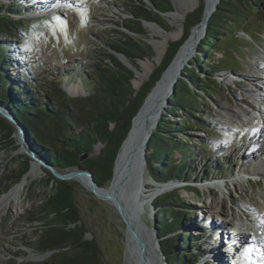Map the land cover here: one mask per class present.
<instances>
[{
	"label": "rangeland",
	"instance_id": "rangeland-1",
	"mask_svg": "<svg viewBox=\"0 0 264 264\" xmlns=\"http://www.w3.org/2000/svg\"><path fill=\"white\" fill-rule=\"evenodd\" d=\"M13 1L0 0L1 9ZM23 1L29 5L24 9L28 14L22 19L13 17V20H22L29 33L22 41L13 40V44L16 49L20 48L21 57L16 60L17 67L27 70L28 77L23 76L24 85H29V91L40 94L59 88L72 99L89 97L92 92L86 74L91 58L99 46L104 47L108 33L118 30L130 35V31L123 26L130 18L124 5L132 0ZM202 3L204 0H198L197 6L179 20L172 21L167 17L178 9L176 5L172 13L163 16L166 27L156 26L178 35L166 44L162 43L160 36L152 35L145 28L148 23H143L145 36L137 39L143 40L150 55L133 65L127 61L137 72L132 81L135 91L159 66L168 43L182 39L186 16L196 12ZM250 10L245 7L243 13ZM228 30L225 40L208 58H211L209 62L212 65L235 70L215 75L219 84L215 98L203 103L201 118L190 120L187 140L192 151L188 161L192 177L188 182L169 181L177 187L157 199L177 191L183 203L191 209L190 218L181 232L190 235L194 241L193 252L198 257L193 264H215L209 258L213 251L220 253L221 259H226L225 248L233 240L237 253L231 257L229 264H264V232L254 241L244 235L249 220L254 221L258 215H264V175L258 176L256 180L241 172L242 167L262 168L264 132L260 130L252 133L247 128L242 129L228 116L251 95L261 98V102H254L255 113L264 111V96L256 90L258 86L264 88V4L262 10L246 18V24L244 21L236 22ZM195 55L184 68L197 70L193 64ZM15 71L18 68H10L8 73ZM199 73L200 76L204 74L201 71ZM31 82H34L33 85H30ZM71 84L81 91L78 97L65 92ZM179 119L172 116L170 121ZM198 124L202 125L203 130L197 128ZM8 125L13 131L11 142L0 136V199L22 179L23 176L16 177L26 159L29 160L21 151L16 124ZM252 134L256 136L252 137ZM23 138L26 151H32L24 133ZM100 149L101 146L96 145L89 157L96 156ZM173 158L175 163L181 160L179 154ZM39 166L42 171L39 177L30 181L22 193L12 198L4 211H0V264H40L50 256L35 253L32 250L34 244L30 242L35 239V232L42 224L35 221L30 225L29 220H40L36 213L44 196L50 191L45 180L53 177L44 165ZM77 170L67 168L56 172L64 174ZM66 181L75 186L74 199L87 231L85 238L97 245L103 263L133 264L126 257L125 224L116 209L97 199L82 184L71 179ZM107 186L108 183L103 187ZM147 221L154 224L151 220Z\"/></svg>",
	"mask_w": 264,
	"mask_h": 264
},
{
	"label": "trees",
	"instance_id": "trees-1",
	"mask_svg": "<svg viewBox=\"0 0 264 264\" xmlns=\"http://www.w3.org/2000/svg\"><path fill=\"white\" fill-rule=\"evenodd\" d=\"M263 4L264 0L219 1L207 23L205 36L197 46L193 60L197 70L189 67L182 70L183 78L177 81L169 98V107L148 143L146 170L155 182L165 184L191 179L188 161L192 151L187 140L190 120L201 118L203 103L215 98L219 88L215 75L235 70L212 65L208 57L225 40L229 27L240 21L246 24V18L262 10ZM27 6L23 0H14L2 9L0 5V38L5 37L0 40V108L22 126L27 143L40 161L55 170L78 168L88 171L103 187L111 180L113 162L132 119L189 37L190 30L201 21L204 4L186 16L184 36L180 41L168 43L159 66L138 91L133 88V72L123 66L115 54L123 55L132 65L148 57L150 50L143 40L137 39L145 36L143 23H155L164 29L163 14L172 13L174 8L170 0H132L125 4L130 18L123 26L130 35L118 30L106 35V44L94 52L86 74L92 93L87 98L76 99L69 98L59 88L40 94L29 91V85H24L23 76L28 74L27 70L17 67L20 48L16 49L13 40L22 41L29 30L22 20H13V17L22 19L28 14L24 10ZM245 7L251 8L250 12L243 13ZM10 68H18V71L10 74ZM206 69L209 72L205 73ZM199 71L204 72L202 77ZM172 116L180 119L171 122ZM197 128L203 130L200 124ZM10 134L9 127L0 119L1 137L8 140ZM96 145L101 146L99 153L89 157ZM84 154L87 157L81 160ZM175 154L181 156L178 163L174 162ZM27 171L25 162L16 178H21ZM45 184L50 186V191L36 213L40 220H29L30 225L35 221L42 224L35 232V239L30 241L34 244L32 250L39 255L51 252L40 264H104L97 245L85 238L87 231L74 199V184L52 176L46 178ZM152 205L156 211L154 227L166 264H193L198 257L193 252L194 241L190 235L181 232L190 218L191 209L183 203L182 196L174 191ZM171 234L175 235L170 237Z\"/></svg>",
	"mask_w": 264,
	"mask_h": 264
},
{
	"label": "bare ground",
	"instance_id": "bare-ground-1",
	"mask_svg": "<svg viewBox=\"0 0 264 264\" xmlns=\"http://www.w3.org/2000/svg\"><path fill=\"white\" fill-rule=\"evenodd\" d=\"M173 2H174V5H176L178 9L172 14L167 16L172 21H175L177 19L178 20L182 19L187 13L191 12L198 4V0H173ZM213 2L214 0H204V3L208 6L209 11L213 8ZM145 28H147L152 35L160 36L163 44H166L168 40L175 39L176 36H178L176 34L167 33L163 29H160L156 25H152V24L146 25ZM201 38H203V28L199 27L196 32H191L187 40L179 47L177 54L174 57L173 62L165 70L157 86L156 92L161 90L160 94L156 97L152 95L147 99L146 103L144 104L141 110L140 115L135 120V126L136 128H138L137 130L140 129L139 134L136 136H131L127 139L126 146L122 149V151L119 154V157L117 158L116 168H115V180L116 181L120 177V172H121L120 170L122 166L124 165V160L126 158L125 156H126L127 151L130 150L133 154V158H134L133 162L136 164L135 176L138 179V180L136 179L137 180L136 189H137V184L140 183L142 186L138 194L136 195L135 193L136 196H134L133 207L136 206V208L141 213L143 212L150 213V206L153 207L152 203L154 202L155 199H157L159 196L177 187V185L173 183H165V184L154 183V181H152L149 178L148 171L145 168V163H144L145 159H143L144 156H142V147L144 146L143 143L146 139L147 130H154L160 120V117L162 115L161 111L163 109V104H164L163 95L169 92V89L172 85V82L177 72L179 70H183L184 66L192 59V57H194L196 53V51L194 50V44L196 42L199 43ZM228 78L232 79V77H228ZM256 88H257L256 90L259 93L263 94L264 96V88H260L259 86ZM65 92H67L71 96L78 97L81 91L74 84H71L68 87H66ZM254 102H261L260 96L258 97L253 96V95L249 96L245 101L242 102L241 106L235 108L234 111L228 113V116L230 117L231 120H234V122L238 123L242 129L247 128L249 130L250 128H252L251 130H253L254 129L253 126L257 127V125L262 123L261 130L262 132H264V122H261V120H263L264 118V111L259 110V117L258 118L253 117L254 113L256 112V106L254 105ZM254 136H256V134ZM254 136L252 134V137ZM146 149L147 147L145 146V149L143 150V152H145ZM41 172L42 171L40 167H37V165L33 164L31 169L23 175L22 179L10 191H8L2 196V198L0 199V211H4L9 201L15 196L20 195L22 191L24 190L25 186L28 185L30 181L39 177ZM72 172L74 171H67L64 174L67 175ZM241 172L247 175H251V178L253 177L254 179H256L258 178V176L264 175V164L262 165V168L242 167ZM140 176H141V179H140ZM71 181H76L84 186L87 179L83 177H79L78 179H71ZM147 186H149V189H147ZM100 192L112 194L113 190L112 188H108L107 186L103 188L102 190H100ZM106 203L114 208L113 202L109 201ZM128 217H129V221L133 225H136L137 222H139L140 224L141 222L142 224L143 222L146 223V220L143 217H141V219L139 220L138 218H135V216L133 217V215L130 213ZM262 221H264V215L263 216L258 215L254 221L249 220V224H246L245 226L246 231L244 233L247 239L254 241L261 237V235L264 232V222ZM146 232L147 231L144 230L145 234H147ZM147 239L148 240L150 239L149 232L147 234ZM230 244L225 248L226 251H227V248H228V251L232 250V247H229ZM130 248H131L130 236L127 235L126 257L128 261H129L128 252L130 251ZM149 250H151V247H149ZM211 254L212 255L209 258L215 264H222V261L224 264H226L223 257L222 259L220 258L221 256L220 253L213 251Z\"/></svg>",
	"mask_w": 264,
	"mask_h": 264
},
{
	"label": "water",
	"instance_id": "water-1",
	"mask_svg": "<svg viewBox=\"0 0 264 264\" xmlns=\"http://www.w3.org/2000/svg\"><path fill=\"white\" fill-rule=\"evenodd\" d=\"M219 1L220 0H214L213 8L210 11L208 10V6L204 3L201 21L190 30V33L196 32L199 27H202L203 28V37L205 36L207 23H208L210 17L212 16V14L216 11ZM170 2L174 8V4H173L172 0H170ZM167 14H170V13L163 14V16H167ZM148 24L156 25L155 23H148ZM198 44L199 43H197V42L194 44V50L195 51H196ZM176 54H175V56H176ZM115 56L123 64V66H125L127 69H129L133 72L134 76L136 75V73H137L136 70L132 69V67L129 66L126 58L123 55L115 54ZM173 60H174V58H173ZM173 60H172V62H173ZM171 63H170V65H171ZM163 73H162V75H163ZM162 75H161L160 79L155 83V85L151 89V91L147 94V96L145 97V99L143 101V104L141 105V107L138 110L135 117L132 119L130 130L127 133V136L124 139V141L122 142V144L118 150V153L115 157V160L113 162L111 180L108 183V188H112V190H113L112 194L100 192V190H102L104 187H100L95 182V180L93 179V176L90 172L78 169L76 172H72V173L67 174V175L59 174L58 172H56L57 170L49 167L48 165H46L45 163L40 161L35 156L33 151H31V150H30V152L26 151V149L24 148L26 141L24 142L25 139L23 138L24 131H23L22 126L13 118V116L9 112L0 108V119L3 121V123L6 126L9 127V129L11 131L10 139H8L9 142H11L13 131H12L11 127L8 125V123L9 124L15 123L17 128H18L17 137H18V141H19L21 151L27 158H29V160L26 159V161H25L28 164V171L31 169L33 164L37 165V167H40L39 165L41 164V165H44L52 173L53 177L56 178L57 180L66 181L68 179H73V178L78 179L79 177H83V178L87 179V181L84 184V187L88 191L93 193V195L97 199H100L104 202H109V201L113 202L114 208L116 209L121 220L125 224L126 242H127V235L130 236L131 248H130V251L128 252V254H129V260L133 264H166V262L164 261L163 253L161 251L159 239L157 237V232H156L155 227H154V225H155V218H154L155 210L153 209L152 206H150V213L148 214V213H144V212L141 213L136 208V206L133 207L134 196H136L138 194V192L140 191L142 186L139 183V184H137V189H136V182L138 180L135 176L136 164L133 162L134 158H133V154L130 150L127 151V153H126L124 165L122 166V168L120 170L121 171L120 177L118 178L117 181L115 180V168H116L117 158L119 157V154L122 151V149L126 146L127 139L131 136H136L139 134L140 129L137 130L138 128H136V126H135V120L140 115L141 110H142L144 104L146 103L147 99L152 95H154V97H156L160 94L161 90L158 92H156V90H157V86H158V84L162 78ZM181 78H183V74H182V70H179L177 72L176 76L174 77V80H173L172 85L169 89V92L165 93L163 95L164 104H163V109L161 111L162 115L165 114L166 109L169 107V98L173 93V90L175 88L177 81ZM162 115H161V117H162ZM161 117H160V119H161ZM155 131H156V128L154 130H147L146 139L143 143L144 146L142 147V156H144L143 159H145V155H146V151L143 152V150L145 149V146L148 147V143L151 139V136ZM86 157H87V154L82 155L81 160L85 159ZM144 163H145V167H146V160ZM146 169H147V167H146ZM149 178L152 181H154L150 176H149ZM140 179H141V176H140ZM154 183H157V182L154 181ZM135 193H136V195H135ZM129 213L132 214L133 217L135 216V218H138L139 220L141 219V217H143L146 220V223L143 222V224H142V222H141V224H140L139 222H137L136 225H133L129 221V217H128ZM144 215H145V217H144ZM147 219L153 221L154 224L152 222L151 223L153 225L149 224ZM140 229H141V231H140ZM144 230L147 231L146 232L147 234L149 232V238L151 240L147 239V234L144 233ZM142 233H144V234H142ZM149 247H151V250H149ZM125 251H126V249H125ZM50 254H51V252L44 254V256L46 257V256H49Z\"/></svg>",
	"mask_w": 264,
	"mask_h": 264
},
{
	"label": "snow or ice",
	"instance_id": "snow-or-ice-1",
	"mask_svg": "<svg viewBox=\"0 0 264 264\" xmlns=\"http://www.w3.org/2000/svg\"><path fill=\"white\" fill-rule=\"evenodd\" d=\"M65 28H66V25H65ZM262 222H264V221H262Z\"/></svg>",
	"mask_w": 264,
	"mask_h": 264
}]
</instances>
